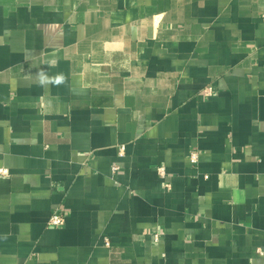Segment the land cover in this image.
Returning a JSON list of instances; mask_svg holds the SVG:
<instances>
[{
	"label": "crops",
	"instance_id": "0c3cea01",
	"mask_svg": "<svg viewBox=\"0 0 264 264\" xmlns=\"http://www.w3.org/2000/svg\"><path fill=\"white\" fill-rule=\"evenodd\" d=\"M260 249L264 0H0V264Z\"/></svg>",
	"mask_w": 264,
	"mask_h": 264
},
{
	"label": "built area",
	"instance_id": "2783aa9c",
	"mask_svg": "<svg viewBox=\"0 0 264 264\" xmlns=\"http://www.w3.org/2000/svg\"><path fill=\"white\" fill-rule=\"evenodd\" d=\"M212 91H213V87L212 86H208V87H205L204 88V93L206 95H210L212 94ZM125 147L122 146L121 147V152L123 153ZM198 158H199V153L198 152H192L191 154V161L192 162H197L198 161ZM114 170H117L118 169V166H114L113 167ZM2 172H6V170H1ZM157 171L158 173L160 174L161 177H166L168 172H167V169L165 166H158L157 167ZM168 187L171 186L170 183H167L166 184ZM65 221H66V216H65V210L63 207H57L54 209L53 213L51 214L50 218H49V221H48V225L49 226H53V227H60V226H63L65 224ZM155 239L158 240L159 239V234H156L155 236ZM260 253H262L264 255V250L260 249L259 250Z\"/></svg>",
	"mask_w": 264,
	"mask_h": 264
},
{
	"label": "clouds",
	"instance_id": "9594fccd",
	"mask_svg": "<svg viewBox=\"0 0 264 264\" xmlns=\"http://www.w3.org/2000/svg\"><path fill=\"white\" fill-rule=\"evenodd\" d=\"M45 79H46V78L41 77V83H44V82H45ZM61 80H62V77H57V78H56V83H60Z\"/></svg>",
	"mask_w": 264,
	"mask_h": 264
}]
</instances>
